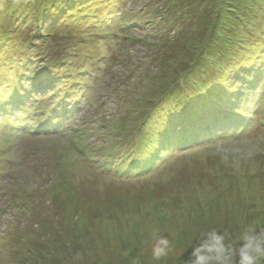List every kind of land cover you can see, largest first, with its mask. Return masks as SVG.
I'll return each mask as SVG.
<instances>
[{
  "label": "rangeland",
  "instance_id": "obj_1",
  "mask_svg": "<svg viewBox=\"0 0 264 264\" xmlns=\"http://www.w3.org/2000/svg\"><path fill=\"white\" fill-rule=\"evenodd\" d=\"M123 3L0 0V264H185L204 231L238 246L245 226L264 229V138L254 134H264V117L253 116L264 100V0ZM25 47L53 75L77 69L90 82L95 106L78 118L89 147L153 169L118 179L114 170L128 173L91 169L71 132L20 133L5 115ZM219 103L242 111L247 126L223 124ZM208 107L212 129L196 146L165 149V135ZM247 130L251 140L237 135ZM156 228L173 245L159 260Z\"/></svg>",
  "mask_w": 264,
  "mask_h": 264
},
{
  "label": "trees",
  "instance_id": "obj_2",
  "mask_svg": "<svg viewBox=\"0 0 264 264\" xmlns=\"http://www.w3.org/2000/svg\"><path fill=\"white\" fill-rule=\"evenodd\" d=\"M118 5L120 7L123 8V0H118ZM120 12V11H119ZM126 12V10H125ZM124 12H120L119 16L117 17L120 24H122V27L125 29V31H129L130 27H134V26H130L128 19L124 18L127 17L126 15H124ZM124 16V17H123ZM201 18L203 19V13ZM204 20V19H203ZM31 49H29V47H25L24 50H22L20 52V54L15 58L16 64L14 67L15 70V75H14V83L16 88L10 86L12 93L9 97V102L13 103L14 105H16L18 107V109L22 110V108L25 106L26 103L32 101L33 97L32 95H35L38 93V91L45 85V83L51 84L53 85H58V86H65L67 84V76L70 74V71H63L62 74L58 75H53V73H50L49 71H46L43 66L41 65L42 61V57H40V54L37 52L36 49V55L34 56L31 51ZM20 57V58H19ZM19 58V59H18ZM18 60L19 64H18ZM77 81H83L81 79V77H78ZM85 94V92H81L79 93V95H75V102L76 104L74 105V107H79L80 102L82 100V96ZM15 100V101H14ZM25 100V101H23ZM18 101V102H17ZM207 107V106H206ZM210 109V107H208ZM207 109V108H204ZM207 109V110H209ZM7 111V115H9V117H12L14 115L18 116V111L16 112V109H6ZM5 112V111H4ZM201 114L199 112H194L192 114L191 117H189L188 119H183V124L185 123V121H190L191 119L196 120L197 116ZM65 119H73L72 121H74V113L72 115L71 112L66 113L64 116ZM63 122V121H62ZM203 121H201L202 124ZM50 129V126H49ZM55 130H53V128L49 131H44L41 133L47 134V133H54ZM86 132H83L82 134L80 133V136L85 135ZM60 135H62V133H60ZM59 135V136H60ZM62 137V136H61ZM81 141H83V138H80ZM165 141L167 142H171V137H169L168 135L164 136ZM171 143H174L173 141ZM170 144V143H169ZM168 144V145H169ZM139 147V145L137 146ZM169 147V146H167ZM153 151H155L154 149H152ZM80 151H82V149H80ZM171 151V150H169ZM158 158V153H153L152 155V159H156ZM98 159V158H96ZM95 159V160H96ZM150 159V158H149ZM98 161V160H97ZM105 163L109 166L108 168H121L123 170L129 173L128 174V179H139L142 178L141 176L144 174L143 171L146 170V168H148V170L153 169V166L155 165V163H153L152 161L148 160V161H143L140 159H135L130 161V164L128 163L127 158L124 157H110L109 159H104ZM230 166H227V168ZM91 168V167H90ZM223 168H226L223 166ZM93 169V168H91ZM230 171V170H229ZM59 184H61L60 182H58Z\"/></svg>",
  "mask_w": 264,
  "mask_h": 264
},
{
  "label": "clouds",
  "instance_id": "obj_3",
  "mask_svg": "<svg viewBox=\"0 0 264 264\" xmlns=\"http://www.w3.org/2000/svg\"><path fill=\"white\" fill-rule=\"evenodd\" d=\"M238 246L227 234L215 228L196 237L185 264H261L264 261V229L245 226L237 237ZM155 260L172 251V241L159 228L151 234Z\"/></svg>",
  "mask_w": 264,
  "mask_h": 264
},
{
  "label": "bare ground",
  "instance_id": "obj_4",
  "mask_svg": "<svg viewBox=\"0 0 264 264\" xmlns=\"http://www.w3.org/2000/svg\"><path fill=\"white\" fill-rule=\"evenodd\" d=\"M15 101V100H14ZM23 101H25V100H23Z\"/></svg>",
  "mask_w": 264,
  "mask_h": 264
}]
</instances>
